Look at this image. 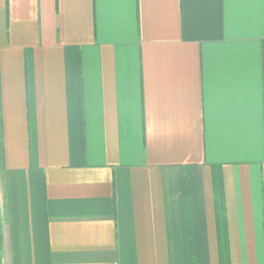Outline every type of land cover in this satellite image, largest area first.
Returning a JSON list of instances; mask_svg holds the SVG:
<instances>
[{"label": "crops", "instance_id": "0c3cea01", "mask_svg": "<svg viewBox=\"0 0 264 264\" xmlns=\"http://www.w3.org/2000/svg\"><path fill=\"white\" fill-rule=\"evenodd\" d=\"M0 264H264V0H0Z\"/></svg>", "mask_w": 264, "mask_h": 264}]
</instances>
